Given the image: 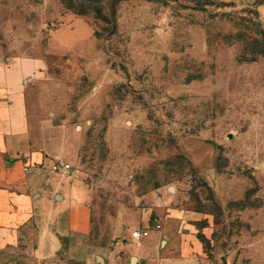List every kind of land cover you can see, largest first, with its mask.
Masks as SVG:
<instances>
[{"label": "rangeland", "instance_id": "obj_1", "mask_svg": "<svg viewBox=\"0 0 264 264\" xmlns=\"http://www.w3.org/2000/svg\"><path fill=\"white\" fill-rule=\"evenodd\" d=\"M13 60L38 62L41 138L91 228L46 255L31 230L0 264L141 240L152 264H264V0H0Z\"/></svg>", "mask_w": 264, "mask_h": 264}, {"label": "crops", "instance_id": "obj_2", "mask_svg": "<svg viewBox=\"0 0 264 264\" xmlns=\"http://www.w3.org/2000/svg\"><path fill=\"white\" fill-rule=\"evenodd\" d=\"M38 68L37 61L0 62V250L34 230L38 238L36 252L46 255L59 249L62 237L89 233L91 208L86 198L76 195L64 179L53 174L65 176L68 170L49 168L53 158L41 138L45 130H41L37 112L41 102L38 87L37 97H33ZM148 243L130 241L125 246L111 247L108 253L114 260L103 257V263L152 264L153 260L144 258ZM119 248L126 251L116 257ZM130 252L136 255L127 259ZM91 257L88 251L82 256L89 264Z\"/></svg>", "mask_w": 264, "mask_h": 264}, {"label": "built area", "instance_id": "obj_3", "mask_svg": "<svg viewBox=\"0 0 264 264\" xmlns=\"http://www.w3.org/2000/svg\"><path fill=\"white\" fill-rule=\"evenodd\" d=\"M70 167V164L67 162H63V161H57V160H52L51 163V169H53L54 171H65L68 170ZM28 167L25 166V169H27ZM158 226H161V224L159 223ZM133 235L135 237H139L140 236V231L138 229L133 231Z\"/></svg>", "mask_w": 264, "mask_h": 264}, {"label": "water", "instance_id": "obj_4", "mask_svg": "<svg viewBox=\"0 0 264 264\" xmlns=\"http://www.w3.org/2000/svg\"><path fill=\"white\" fill-rule=\"evenodd\" d=\"M133 259H135V258H133Z\"/></svg>", "mask_w": 264, "mask_h": 264}]
</instances>
